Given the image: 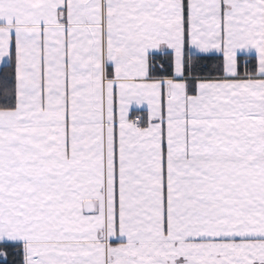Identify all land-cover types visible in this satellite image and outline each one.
Wrapping results in <instances>:
<instances>
[{
	"label": "snow or ice",
	"instance_id": "6c2138e0",
	"mask_svg": "<svg viewBox=\"0 0 264 264\" xmlns=\"http://www.w3.org/2000/svg\"><path fill=\"white\" fill-rule=\"evenodd\" d=\"M3 264H264V0H0Z\"/></svg>",
	"mask_w": 264,
	"mask_h": 264
},
{
	"label": "trees",
	"instance_id": "16d2710c",
	"mask_svg": "<svg viewBox=\"0 0 264 264\" xmlns=\"http://www.w3.org/2000/svg\"><path fill=\"white\" fill-rule=\"evenodd\" d=\"M0 264H3V261L2 260H0Z\"/></svg>",
	"mask_w": 264,
	"mask_h": 264
}]
</instances>
